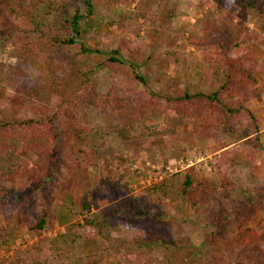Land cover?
Segmentation results:
<instances>
[{"label": "rangeland", "instance_id": "obj_1", "mask_svg": "<svg viewBox=\"0 0 264 264\" xmlns=\"http://www.w3.org/2000/svg\"><path fill=\"white\" fill-rule=\"evenodd\" d=\"M14 6L16 0H0L1 34L10 23L23 22L10 12ZM25 12L60 17L55 6ZM236 12L228 0L102 1L82 19L77 40L117 46L148 73V84L159 95L152 120L167 131L145 134L135 104L114 110L82 103L68 114H55L52 151L40 156L21 148L28 168L0 181V264H75L77 255L90 252L103 253L99 264H264L258 255L264 243L241 239L247 226L264 236V13L250 10L239 21ZM222 36L224 54L245 60L258 81V91H235L226 104L244 98L253 115L241 109L233 117L201 97L186 112L180 102H166L165 96L175 97L188 81L193 92L215 88L213 57ZM232 71L240 77L239 70ZM31 78L13 47L0 43V105ZM97 78L100 96L143 90L130 70L118 65L100 70ZM38 106L53 115L57 98ZM32 113L23 108L18 116ZM120 126L124 140L115 130ZM244 131L248 137L241 139ZM225 144L230 146L220 149ZM187 175L192 189L184 193ZM46 204L50 223L42 231L30 229ZM83 204L113 211L120 229L110 243L85 223L89 212ZM59 231L66 239L71 232L80 238L64 249L52 248ZM156 238L169 248L157 245Z\"/></svg>", "mask_w": 264, "mask_h": 264}, {"label": "trees", "instance_id": "obj_2", "mask_svg": "<svg viewBox=\"0 0 264 264\" xmlns=\"http://www.w3.org/2000/svg\"><path fill=\"white\" fill-rule=\"evenodd\" d=\"M17 6L10 9L15 16L23 21L17 24L10 23L7 31L0 33V43H9L15 56L25 63L32 71V78L26 79L16 90L4 96L0 105V181L7 179L15 173L17 168H28L29 162L22 156L20 149L44 155L52 151L55 145L54 117L55 114H68L72 108L79 104L92 106L111 107L112 109H123L135 104L139 110L140 121L146 128L145 134L162 133L167 130L161 123H155L152 116L159 112V95L149 86L148 73L143 74L139 70V62L131 61L123 56L120 49L103 48L77 40L80 32L82 19L93 14L95 6L108 1L112 4H128L132 0H16ZM229 6L237 9L236 16L239 21L244 20L247 12L255 11L257 14L264 13V0H228ZM56 7L60 13L57 19L47 20L44 16L34 14L27 16L26 7ZM168 17V16H167ZM166 17V18H167ZM153 34L156 35L155 31ZM217 49L213 66V80L215 88L210 93L192 91V81L185 83L182 90L175 97L165 96L166 102L178 101L183 111L186 112L190 106L201 102L198 98H205L213 110L227 112L235 116L242 109L253 115L243 105L244 98H236L235 103L229 105L227 101L235 97V91L244 93V90L252 88L258 91L257 80L254 71L245 64L224 54L226 51V40L222 36L217 43ZM247 57V56H246ZM244 56V58L246 59ZM115 65L124 67L139 81L143 90L133 95L128 93L118 95L112 94L111 90L100 96L98 88L97 73ZM233 69L239 70L237 79L232 73ZM237 81L234 87L229 84ZM53 97L57 98V107L53 115H47L38 106L43 101L50 102ZM185 105V106H184ZM189 106V107H188ZM23 108L33 111L32 116H21L18 114ZM251 118V117H250ZM253 122V121H252ZM117 135L122 139L127 138L125 126L115 127ZM241 139L248 137L244 131ZM229 144L222 145L220 149L226 150ZM183 182V192L188 193L192 189V178L187 175ZM226 190L228 183L223 185ZM89 215L84 219L85 223L93 228L97 236L105 242L113 240V231L120 229V223L116 220L112 210L108 207H95L90 210L88 204H83ZM50 206L46 204L40 216L30 226L32 230L42 231L46 224L50 223ZM221 219V217H220ZM80 235L76 232L69 233L66 239L63 231H59L51 240L52 248L64 249L68 243H75ZM243 243H264V236L255 229L247 226L241 233ZM137 242H140L137 239ZM157 245L168 247L166 241L157 239ZM264 261V249L258 253ZM102 252H90L79 254L75 257V264H99L102 260ZM170 262L172 258H169Z\"/></svg>", "mask_w": 264, "mask_h": 264}]
</instances>
